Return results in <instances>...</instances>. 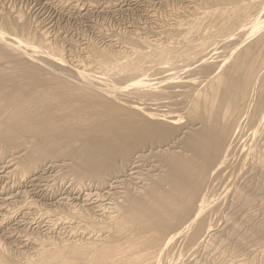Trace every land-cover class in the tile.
Here are the masks:
<instances>
[{
    "label": "bare ground",
    "instance_id": "1",
    "mask_svg": "<svg viewBox=\"0 0 264 264\" xmlns=\"http://www.w3.org/2000/svg\"><path fill=\"white\" fill-rule=\"evenodd\" d=\"M192 2L185 16L174 17V26L155 37L124 34L121 43L128 52L91 53L102 74L98 66L96 74L74 71L60 48L46 46L39 30L37 35L33 28L27 32L25 19L0 15V158L12 157L10 172L20 181H37L47 167L60 165L76 187L94 184L113 198L108 208L97 202L69 208L83 239L37 240L36 248L20 257L0 241V264H175L172 244L179 238L188 248L201 245L207 255L214 253L202 264H247L239 254L247 242L264 238V221L252 223L244 213L243 219L230 222L226 236L216 238L204 215L209 209L204 193L231 169L238 143L247 136V151L237 164L240 171L245 168V180L235 188L234 204L239 215L257 200L264 204V146L253 141L264 135V16L256 18L264 11V0ZM239 25L249 26L243 28L245 40L238 38L221 62L210 64L203 56L201 62L212 44L230 42ZM197 63V79L192 74L187 82L174 83L175 75L156 84L146 79L164 68L174 71ZM148 161L147 178L140 186L131 182L140 176L137 164ZM242 225L247 229L239 235Z\"/></svg>",
    "mask_w": 264,
    "mask_h": 264
},
{
    "label": "rangeland",
    "instance_id": "2",
    "mask_svg": "<svg viewBox=\"0 0 264 264\" xmlns=\"http://www.w3.org/2000/svg\"><path fill=\"white\" fill-rule=\"evenodd\" d=\"M192 1L193 0H191V1L190 0H170V1L169 0H95V1H93V0H89V1L88 0H0V15L5 16V14H6V16L9 15V17H12V18H18V19H23V20L25 19L24 23L26 21L25 24L28 27V30L26 29L27 32L31 33L32 28L35 31V32L33 31L32 33L36 34V32H37V34H39V32H41L40 35L41 36L44 35V37L43 36L42 37H43V40L45 41L46 46L49 45V48H50L51 45H54L55 48H60V50L58 49V51H61V54H62L61 57H62L63 61L67 62L68 65H71V67L69 66L70 68H72V69H74V71L76 70L78 72L82 71L83 69L89 70L91 72L88 71L87 73L96 74L97 68L99 66L94 61V60H97V58H95V55L97 56V54H95V53L99 54V52L104 51L103 52L104 54L102 53L103 56L104 55L110 56L119 50L128 52L130 49H128V47L125 46V44L122 45L123 43H121V41H122L121 37H125L124 34H127L126 37L128 35L136 36V34L137 35L140 34L143 37H146V35L151 36V37H153V36L155 37L159 32L162 31L163 28H167L169 26L172 28L174 26L173 21H174V19H176L174 17H177L178 15H180V13H181L180 16H183V15L185 16L184 10L189 9L190 5L192 6V4H191V3H193ZM172 12H173V14H172ZM174 13H175V15H174ZM13 14H14V16H13ZM15 15L17 17H15ZM262 15L264 16V11L262 14H258V17L256 16V18H259L260 16H261V18H263ZM172 18H173V20H172ZM160 19H162V20H160ZM148 20H150V21H148ZM164 23L166 26L164 25ZM154 24L157 27L154 26ZM29 27H30V29H29ZM35 27L37 28V30ZM248 27L249 26L247 25L245 28L244 27L243 28L247 29ZM241 28H242V26L241 27H240V25L237 26V30L234 33L236 36H233V38L232 37L230 38L229 41L230 42L234 41L233 43H230V42L221 43L222 45L220 44L219 46L217 43H214L210 47H208V49H207L208 51H206V52L204 51L205 54H202L201 57H199L200 60L202 59L201 62L204 61L203 58H205L206 61L209 60L207 63H210V64H217V62L219 63L222 60H224L225 55L227 57V55L230 54V51L233 48V45L239 44V42H240L239 39L245 40V38L247 37V36L245 37L243 35L244 29L243 28L241 29ZM38 30H39V32H38ZM123 30H124V32H123ZM147 31L148 32L151 31V32L148 33ZM238 31L239 32L241 31V32L239 33ZM42 32H43V34H42ZM263 32H264V30H263ZM113 33H114V35H111ZM120 35H122V36H120ZM242 35L244 36V38H241V37H243ZM130 36H128V37H130ZM237 36H241V37H237ZM119 38H120V41H119ZM254 38L255 37H253L251 40H253ZM60 39H62V40H60ZM53 40H54V43H53ZM46 41H47V43H46ZM117 41H119V42H117ZM87 42L91 43V44H88ZM110 43H111V45L109 47L108 45ZM120 44H121V46H120ZM167 44L168 43H165V45H167ZM240 45H239V47H242ZM231 46H232V48H231ZM51 47H53V46H51ZM92 47H93V49H92ZM215 47H216V51L214 50ZM218 47H219V49H218ZM94 48H96V49H94ZM224 48L225 49L228 48V49L225 50ZM84 49H86V50H84ZM90 49H92V51L93 50L94 51L92 52ZM229 49H230V51H229ZM111 50H113V52ZM224 50L226 52H224ZM88 52H89V54H88ZM222 52H224V53H222ZM91 53H94L95 55L91 54ZM90 54L92 55V56H90V60H92L91 62L89 59H87V57H89ZM102 54H100V55H102ZM222 54H223V57H222ZM206 55H207V57H206ZM202 56H203V58H202ZM85 58L87 60H85ZM71 59H73V60H71ZM77 60H79V61H77ZM84 60L86 61V63L89 61V63L86 64ZM93 61H94V63L92 64ZM79 63H81V64H79ZM84 64H86L88 66H86ZM198 64L200 65V63H197V64H193V66H190L188 68L187 67H178V68L174 69V71L167 70L164 68L163 71H160L161 73L160 72L154 73V74L149 73L148 74L149 76L147 75L148 77H146V79L150 80L152 83L156 84L157 82L164 80L167 77L171 76L173 78L175 75L176 77H174L175 78L174 83H177V81L178 82H184V81L187 82V80L191 74H192V78H194V79L198 78L199 74H196L200 70ZM73 65H75V66H73ZM81 66H82V68H81ZM91 66H92V68H91ZM92 69H94V71L95 70L96 71L94 72ZM98 69H99L98 70L99 73L103 72L102 70H100L101 69L100 67ZM188 70H189V72L186 73ZM67 76H68V79L75 80V79H73V77H71L72 75L70 73H68ZM160 76H161V78H160ZM156 79H160V80L156 81ZM111 80L112 79H110V81ZM120 83H122V82H120ZM159 83H162V82H159ZM171 115L173 116L175 114H171ZM263 137H264V135L262 136V134L261 135L258 134L257 137L255 138V140H253V141H255V142L258 141L259 143H261L260 146H264ZM258 138L259 139L261 138V139L259 140ZM248 140L249 139L247 138V136L244 137V139L240 140V142L238 143V147H240V148H238V150H237L238 152H237L236 156H234V158L236 160H234V158L231 160V163L234 161L235 165L233 162L231 164V169L227 173L225 172L226 174L223 173L224 175H221V177L223 176L222 178L220 177V178L212 181L210 183V185L206 188L205 193H204L206 196L205 198H206V202H207L206 206L209 205L208 207L210 209V211H209V209H207V211L205 212L204 215H205L207 222L209 224H211L212 227L210 230L212 231L213 234H215L216 238H222L223 236H226L228 233L227 230L230 226V222L232 223V222H235L239 219H243L242 216L244 215V213H245V215L248 214V217L254 219L252 221V223H256V222L258 223V222L264 221V214L261 213L264 211L263 210L264 204L260 200H257V203H255L256 205L258 204L257 206L255 204H253L255 206L250 205V207L246 208L244 211H241L240 215L237 211V209H238L237 206L234 204V197L233 196H234L235 188H237L236 186H238L239 183L241 185L245 180L244 179L245 173L242 174L243 172H245V168L242 172L237 168V166H238L237 164H239V161L242 159L243 155L247 151V148L244 146H245V144H248ZM255 142L251 141L249 144L250 145L253 143L255 144ZM262 143H263V145H262ZM243 148H245V149H243ZM251 148L252 147L250 146V149ZM248 149H249V147H248ZM9 158H12V157H7V158L4 157V159L2 157L0 158V205H1L0 206V219H1L0 220V241H1V245L3 246V244H4L3 247H5L6 249H8V251L15 254L16 257H20V256H24V255L29 254V252H31L33 249L36 248V246H37L36 241L37 240H43L46 238H53V240L56 239V241H58L59 239L63 240V238H65L64 240L70 239V241H77L78 238L83 239L84 236H82V235L78 236V219H75V218L73 219V218H71V216H68L69 215V212H68L69 208L70 209L71 208L78 209L80 207L83 208V207H85V206L87 207V206L91 205V203H95V202H97L98 204L104 205V207L108 208L112 203L111 201H113V198L106 197L103 194L107 190L102 191L100 188H96L94 186V184H86L83 188H79L78 186L76 187L74 179L69 175H65V169L63 171V169H61V167L59 168L60 165H58L57 167H51V168L47 167L46 170H44L45 173L44 172L40 173L39 177L36 178L37 181L31 182V178L21 179V181H20V180H18L19 178H17L16 175L14 176V173H12L13 175H11L12 170H10L11 168H9V167L13 166L14 164H13L12 160H9ZM244 158H245V156H244ZM8 162L10 163V165ZM149 163L152 164L149 161L145 162V163L143 162L142 164H137L138 165V169H137L138 171L137 172H138V174H140V176L136 177V178H138V180L132 179L131 182L135 181L134 184H137L138 186H140L141 180L147 178L146 175L148 172ZM143 164H145V165L142 166ZM251 166H252V164H251ZM250 167H248V168H250ZM241 170H242V168H241ZM3 171H4V173H3ZM231 171L233 174L231 173ZM55 173H56V175H55ZM230 173L232 174L231 176H230ZM235 173H237L236 178H235ZM69 178H71V179H69ZM222 181H226V183L222 182ZM227 181L230 184L233 183V185L232 186L230 184L228 185ZM131 182L128 181V183H131ZM146 183H147V181H146ZM223 184L224 185L226 184L225 187L227 185L229 187L227 186L226 189L225 188L223 189V187H224ZM131 185L133 186V184H131ZM218 185H219V187H218ZM133 187H136V185H134ZM74 188H75V190H74ZM228 188H230V193H229V190L227 191ZM221 190L223 193L221 192ZM206 192H207V194H206ZM214 192H216V193H214ZM225 193H227V195ZM212 195H215V197ZM223 196L225 197V199ZM84 198H85V200H84ZM215 198L216 199L218 198L217 199L218 201ZM209 199H210V202H209ZM226 200H228V201H226ZM231 200H232V202H231ZM31 203H33V205H30ZM230 203L233 204L231 209H230V206H231ZM29 205H30V207H29ZM72 206H74V207H72ZM261 206H262V208H260ZM38 207H40V208H38ZM45 207H46V209H45ZM220 207H221V209H220ZM66 208H68V209H66ZM222 208H224V209H222ZM219 209L222 210L221 211L222 213L220 212ZM228 209H230L229 212L227 211ZM260 209H262L263 211ZM66 210H67V212L63 213V211H66ZM235 211H237V212H235ZM3 212H4V214H3ZM224 212H227V214ZM231 212H233V214ZM234 212H235V214H234ZM58 213L59 214L61 213V214L59 215ZM236 213H238V214H236ZM229 214H231V215H229ZM61 215H63V216L65 215V216L63 217ZM232 215H233V217H232ZM234 215H237L238 218H237V216H234ZM210 216H211V218H210ZM226 216H228V217H226ZM63 218H65V219H63ZM68 219H69V221H67ZM234 219H235V221H234ZM57 220H59V221H57ZM55 221H56V223H55ZM63 221H64V223H63ZM224 223H225V226H223ZM55 225H56V227H55ZM219 225H221L222 227ZM243 225L246 227L249 226L248 224H243ZM243 225L240 226L242 228H240V230L238 231L239 235L241 234V232L245 231L246 227L243 228ZM227 226H228V228H227ZM218 227L219 228L221 227L220 232L221 233L225 232V234L224 233H223V235L220 234ZM75 228L77 231L75 230ZM225 228H226V230H225ZM72 231H74V232L72 233ZM216 231H217V233H214ZM218 234H220V236ZM38 237H39V239H38ZM75 238H77V239H75ZM259 238H256L255 240L247 242L244 245V247H242V252L239 254V256L241 255L240 256L241 258H238V259H240V260L243 259L245 261L247 259L249 261H250V259L253 260L252 263H250L248 261L247 264H264V245H263L264 244V238H260L261 240ZM183 239L184 238H179L172 244L173 245L172 251L175 250L173 252L175 254V260H176L175 264H179L181 261H183V262L180 264H185V263H189V264H199L200 263V264H202V262L204 260L213 256V255H211V254H214L213 252L212 253L210 252L211 254L208 253V255H207L206 250H204V247L201 245L200 246L198 245L196 247H190V248L186 247L187 242L185 239H184L185 241H183ZM199 241H198V243L201 244L202 239L200 242ZM33 247H35V248H33ZM244 252H246V253H244ZM200 253H202V254H200ZM200 256H201V258H200ZM204 256H206V257H204ZM177 257L179 258V260ZM195 262H197V263H195ZM224 263L225 264H234L232 260L231 261L230 260L225 261ZM224 263H217V264H224ZM241 264H244V263L241 262Z\"/></svg>",
    "mask_w": 264,
    "mask_h": 264
}]
</instances>
